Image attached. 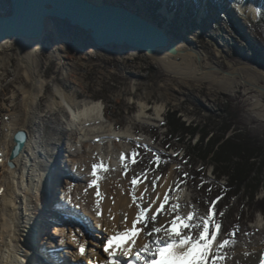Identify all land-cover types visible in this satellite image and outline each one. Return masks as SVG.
Wrapping results in <instances>:
<instances>
[{
  "label": "rangeland",
  "instance_id": "374dc122",
  "mask_svg": "<svg viewBox=\"0 0 264 264\" xmlns=\"http://www.w3.org/2000/svg\"><path fill=\"white\" fill-rule=\"evenodd\" d=\"M163 1L142 0L141 4L145 6L138 4L136 8H133V4L136 5L137 0H123L121 3H129L128 7L145 13L152 21L167 30L183 47H194L201 51L204 55L201 59L202 64L204 68L213 70L214 81L207 77L194 79L191 74L184 73L179 68L167 70L156 60V53L149 55L134 49L119 48L116 49L119 50V55L112 54L98 50L94 44L83 38L75 41L73 37V40L69 41L70 46L72 43L83 45L84 56L80 59L82 62H76L75 54H70V62L59 63L51 51H48L49 47L43 44L54 42L56 35L53 31H48L43 41H31L35 46L36 74L46 83L29 113L27 128L33 133L36 128L42 126L46 138V154L48 157L49 155L57 157L58 165L51 166L54 169L50 180L52 191L54 190L51 193H54V197L51 196L50 201L59 203L58 199L62 195L67 191H74L80 179L76 173L68 170L74 162L73 159H79L82 154L77 152L74 155H66L63 146L66 145L70 132L64 128L60 119L62 111L51 110L48 107L50 97L53 95L58 97L54 92L55 87L60 86L68 95H73L77 99L100 100L106 117L114 122L116 128L124 127L138 112L139 102H145L148 115L143 120L134 122V125L136 132L144 133L146 139L131 142L124 154L125 159H120L121 164L118 167L124 175L122 181L125 180L130 185L128 195L132 196L142 182H146L149 189L154 192L160 179L171 171L173 184L167 192L169 202L165 205L166 209L171 204H178L180 215L187 216L188 212L192 211L197 217H204L208 208L213 207L214 222L221 225L216 243L225 239L230 241L219 255L224 257L232 255L236 251L234 244L239 240L252 243L255 237L259 238L264 249L263 213L252 211L253 205L245 193L237 196L225 193L228 174L226 172L216 174L211 161L198 159L193 165L194 168L192 167L187 148L189 145L199 144V134L186 136L182 141L174 136L168 140L167 136L168 141H163L167 133V125L164 123L166 113L177 110L186 123H196L200 126L207 124L210 133L224 138L229 137L241 148L244 146V150L252 148L256 153L253 159L256 158L257 165L264 167V91L245 82L246 78V81L264 87V0H255L254 13L248 9H241L240 4L243 0H167L166 12L161 9ZM9 9V1L0 0V12L6 13ZM73 31L77 36V30ZM78 34L83 36L81 33ZM71 37L72 35L68 36L67 40ZM9 42L8 49L0 52V61L6 64L0 68V149L6 136L4 128L11 122L13 114L19 113L23 120L25 117L21 103L23 94L18 85L25 84L26 87H31L23 75V70H18L20 45L15 38H11ZM163 53L177 62H182L183 59L194 68V72H201V67L196 68L195 56H192L191 60L188 56L181 58L180 55L171 56ZM229 71L239 74L234 76L236 78L234 80L228 76V81L232 80L231 86L227 85L228 88L219 86L223 79L227 80L225 75H228ZM257 99H260L261 103L258 104ZM158 105L163 107L160 117H156L154 113ZM71 135L72 138L76 136L75 133ZM133 153L136 155L133 156ZM97 157L92 158V163ZM98 172L104 173V170ZM262 174L264 175V168ZM56 177L59 180L55 185ZM134 177L138 182L133 186L131 180ZM62 187L65 191H62ZM254 195L256 199L264 201V184L258 187ZM62 206L76 216L83 217L81 208L73 209L68 202ZM44 210L41 207L42 215L40 219L38 218L39 230L46 233V227L52 237L51 240L56 239L61 243L63 238L58 227L60 229L68 227L66 240L76 242L73 235L70 237L69 229L70 226L74 229L78 223L72 222L73 218L71 222L68 221L69 218L66 220L57 218L58 212L46 214ZM258 215L263 218V227L259 229L254 227ZM84 221L87 222L86 227L89 230L85 233L86 240L96 242L90 244L92 247L102 245L108 237V232L104 231V236L97 235L95 220L84 217ZM125 228L129 226L117 230L124 231ZM187 231L186 229L184 234H187ZM74 235H77V232H74ZM193 235H197V232L193 231ZM51 240L49 237H43L40 242L38 237V243L42 246H47ZM69 242L66 248H71ZM47 251L55 256L50 248ZM62 254L69 262L65 251H62ZM217 264H222V260Z\"/></svg>",
  "mask_w": 264,
  "mask_h": 264
},
{
  "label": "bare ground",
  "instance_id": "6f19581e",
  "mask_svg": "<svg viewBox=\"0 0 264 264\" xmlns=\"http://www.w3.org/2000/svg\"><path fill=\"white\" fill-rule=\"evenodd\" d=\"M93 1L100 2L102 0ZM110 1L121 2L123 0ZM141 3L142 0H137L136 5L134 6L133 4V8L138 7V4L144 7L145 5ZM163 3V8L161 9L163 12H166L167 0H164ZM240 5L241 9H248L253 13L255 12V0H243V3ZM129 8L146 16L145 13L133 9L131 6ZM9 40L6 39L0 42V52L8 49L10 45ZM16 41L20 45V63L18 70H23V75L26 81L31 84V87H26L25 84L18 85L19 90L23 94L21 103L24 109L23 116L25 117L23 120L19 113L13 114L11 122L4 128L6 136L1 143L0 189H3V191L0 192V264H69L64 259L62 250L55 249L61 245H67V242H69L65 238V234H68V227L60 229L57 226L63 238L61 243H58L56 239L51 240L52 237H50L49 230L46 227V233L39 230V219L42 215L40 211L41 207L45 209L44 212L46 214L58 212L59 214L56 216L62 220L69 218L68 221L71 222V218H73L72 222L75 221L78 225L76 227L73 226L74 229L76 228L75 231L70 226V237L74 235V232L79 233L80 238H77L76 242L84 243L85 252H90V254L85 253L83 258L89 263L92 260L94 264L96 262L97 264L99 262L101 264L106 259L103 255L106 253L101 250L103 243L102 245H93L92 247L90 244L96 242L93 241V243L88 239L86 240L85 233L88 225L84 221V217H91L95 220V225L98 230L96 232L97 235L104 236V231H107L108 235H115L118 231L117 229L126 226H129V228L132 227V221L135 219L138 211L137 204H140L142 207H147L155 200L156 202L152 204L151 209V211H154L160 202L163 201L164 194L168 192L173 184L172 172L170 171L160 179L154 192H152V189H149L146 182H142L135 189L134 193H132V196H130L128 195V192L130 193V185L127 181H122L124 175L118 168L121 164V154L127 152L131 142H139L146 139L144 133L136 132L134 122L141 121L147 117V105L145 102H139L140 108L133 115L134 117L130 118L124 127L116 128L114 122L106 117L103 103L100 100L77 99L73 95H68L60 86H56L54 92L58 97L51 96L48 107L51 110L56 109L62 111L60 119L64 128L70 132L66 145L63 146L64 150L67 156L74 155L77 152L82 154L79 159H73L72 166L69 170L67 169L69 172L73 171L76 173L80 179L74 191H67L58 199L59 203L53 200L50 201V197H54V193H51L54 190L52 191L50 181L52 180L51 174L54 171L52 167L53 164L58 165L56 162L57 157L55 155H49L48 157L46 154V138L44 137L42 126L36 128L33 133L27 128L29 113L42 94L46 81L36 74L34 64L35 46L31 42L33 40L20 37L16 38ZM178 46L183 47L179 43ZM189 48V50L178 53L177 55H180L181 58L188 56L191 60L193 58L192 56H195L196 53L201 59L204 57L201 51L194 47ZM163 52H166L163 48L156 52V60L167 70H178L179 68L184 73L191 74L194 79L207 77L210 80H215L212 74L213 70L204 68L202 61L200 63L197 62L196 68L201 67V72L197 73V71H193L194 68L187 61L182 59V62H177L170 59ZM4 65H6L5 62L0 61V68ZM218 70L221 71V69ZM228 73V75H225L227 80L225 81L223 79L219 86L228 88L227 85L231 86L232 84V80L228 81V76L234 80L236 79L234 76L239 74L235 71H229ZM239 81L240 79H238ZM249 82L252 84L251 86H257L252 81ZM257 100L258 104L261 103L260 99ZM162 111V105L156 106L154 112L156 117H160ZM18 131H23L25 137L20 150L16 154L11 155V150L15 145V134ZM72 133L76 134L74 138H72ZM94 157H97L94 163H100L102 161L107 170H104V173L98 172V178L95 179L96 184L89 187V184L94 179L91 175L92 165L94 164L92 163V158ZM57 180L59 179L56 177L55 185L57 184ZM62 191H65V188L62 187ZM97 192L99 195H97ZM141 194H143L142 198ZM59 195L56 196L59 197ZM133 195L137 198L136 202H133ZM66 201L73 209L81 208V215L83 217L80 218L72 213L71 210L63 207L62 205ZM97 211L101 213L99 217L95 214ZM151 211L148 213L149 217ZM125 216H127L126 221ZM170 219L171 215L158 214L157 221L155 222L156 226H167ZM152 226V222L149 219L147 227L134 237L135 244L131 250L133 253L143 247L145 243L155 238V236L149 237L145 235L146 232L151 230ZM137 227L141 228L142 225L138 224ZM254 227L257 229L263 227V218L261 215H258L256 218ZM38 237H40V242H42L43 237H49L51 241H49L47 246H42L41 243H38ZM76 242H69L72 245L71 248H74L70 251L72 255L75 250L78 252ZM116 243H119L121 247H127L128 244L132 243V240L125 238V240H118ZM86 246L88 247L86 248ZM234 247L236 249L234 254L225 257L226 259L222 260V264H259V255L264 252L258 237L253 238L252 243L247 240H239V242L234 244ZM48 248H50V251H53L54 257L48 253ZM245 253H248V255H245ZM143 255L146 256V254ZM77 257L80 258L81 256L77 254Z\"/></svg>",
  "mask_w": 264,
  "mask_h": 264
},
{
  "label": "water",
  "instance_id": "95a60500",
  "mask_svg": "<svg viewBox=\"0 0 264 264\" xmlns=\"http://www.w3.org/2000/svg\"><path fill=\"white\" fill-rule=\"evenodd\" d=\"M8 1L9 12H0V42L20 37L43 41L46 33L53 31L56 35L54 42L49 44L43 42V44L49 47L48 51H51L50 53L59 63L69 61L70 54H75L76 62H82L80 59L84 56V47L79 46V43L74 45L72 43L70 46L69 41L73 40V37L75 41L87 39L98 50L118 55L120 53L116 49L119 48L134 49L149 55L163 48L172 56L190 49L179 47L178 42L161 25L121 2L110 0L100 2L93 0ZM73 30H77L83 36H79L78 33L76 36ZM70 35L72 37L67 40ZM195 58L200 63L201 57L197 53ZM245 82L250 84L249 81L245 80ZM255 87L264 91V87ZM24 137L23 131L15 134V145L11 155L20 150Z\"/></svg>",
  "mask_w": 264,
  "mask_h": 264
},
{
  "label": "snow or ice",
  "instance_id": "6c2138e0",
  "mask_svg": "<svg viewBox=\"0 0 264 264\" xmlns=\"http://www.w3.org/2000/svg\"><path fill=\"white\" fill-rule=\"evenodd\" d=\"M135 155L136 153H133V156ZM120 159H125L123 153ZM98 170H107L103 162L92 165L91 175L97 177ZM137 182V178L135 177L131 180L133 186ZM94 184H96L95 179L91 181L89 187ZM2 191L3 189H0V192ZM97 195H99L98 192ZM142 197L143 194H141ZM136 200V196L133 195V202H136ZM155 202L153 200L152 204ZM168 202L169 194L165 193L163 201L160 202L154 211H151L152 204H149L147 207L137 204L138 211L135 219L132 221V227L125 228L124 231H117L115 235H109L103 242V251L107 254V258L101 264H121V258L125 259L127 264H137V262L139 264H217L218 261L226 259L224 256L219 255V253L230 241L225 239L218 244L216 243L221 225L214 222L213 207L210 206L208 208L207 214L204 217H197L192 211L188 212L187 216H182L179 214L178 204H171L165 209V205ZM212 204L214 205L215 201ZM150 211L151 215L149 217L148 213ZM173 213L175 215H172ZM95 214L97 217L101 215L99 211ZM158 214L171 215L167 226H156L155 222L157 221ZM149 219L153 226L145 235L149 237L155 236V238L145 243L143 247L133 253L131 250L135 244L134 237L147 227ZM126 220L127 216H125ZM138 224L142 225V227L138 228ZM97 226L99 227V225ZM186 229L188 230L187 234H184ZM193 231H196L197 235L194 236ZM232 235L234 236L235 233ZM125 238L132 240V243L128 244L127 247H121L119 243H116L118 240H125ZM73 240L76 241L75 235H73ZM77 251L80 256H83L85 254V244L77 242ZM143 254H146V256ZM245 255H248V253H245ZM259 264H264V252L259 255Z\"/></svg>",
  "mask_w": 264,
  "mask_h": 264
},
{
  "label": "trees",
  "instance_id": "16d2710c",
  "mask_svg": "<svg viewBox=\"0 0 264 264\" xmlns=\"http://www.w3.org/2000/svg\"><path fill=\"white\" fill-rule=\"evenodd\" d=\"M181 118L177 110L166 113L164 123L167 125V133L164 135L163 141L170 140L171 136L182 141L186 136L199 134V144L187 145L192 167L194 168L193 165L198 159L211 161L216 174L220 175L221 172L228 174V185L225 193L234 196L245 193L253 205L251 206L252 211H260L264 215V201L256 199L254 195L258 187L264 184V175L262 174L264 167L260 164L257 165L256 158L253 159V155L256 153L252 151V148H245L244 150V146L241 148L231 138L210 133L207 124L202 126L196 123L190 124ZM167 136L169 137L168 140H166Z\"/></svg>",
  "mask_w": 264,
  "mask_h": 264
},
{
  "label": "built area",
  "instance_id": "2783aa9c",
  "mask_svg": "<svg viewBox=\"0 0 264 264\" xmlns=\"http://www.w3.org/2000/svg\"><path fill=\"white\" fill-rule=\"evenodd\" d=\"M135 6V5H134Z\"/></svg>",
  "mask_w": 264,
  "mask_h": 264
}]
</instances>
